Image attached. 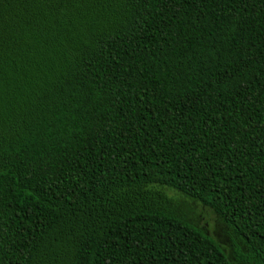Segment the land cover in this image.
Here are the masks:
<instances>
[{
    "label": "trees",
    "instance_id": "16d2710c",
    "mask_svg": "<svg viewBox=\"0 0 264 264\" xmlns=\"http://www.w3.org/2000/svg\"><path fill=\"white\" fill-rule=\"evenodd\" d=\"M0 264H264V0H0Z\"/></svg>",
    "mask_w": 264,
    "mask_h": 264
},
{
    "label": "rangeland",
    "instance_id": "374dc122",
    "mask_svg": "<svg viewBox=\"0 0 264 264\" xmlns=\"http://www.w3.org/2000/svg\"><path fill=\"white\" fill-rule=\"evenodd\" d=\"M178 205L183 214L203 228L205 233L212 237L226 253H232V236L229 234L228 229L216 220L206 206L185 199L178 200Z\"/></svg>",
    "mask_w": 264,
    "mask_h": 264
}]
</instances>
